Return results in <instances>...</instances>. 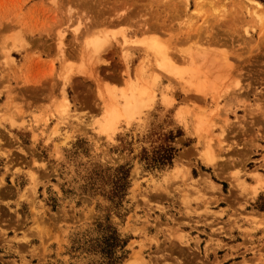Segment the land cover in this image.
Wrapping results in <instances>:
<instances>
[{
  "label": "rangeland",
  "instance_id": "rangeland-1",
  "mask_svg": "<svg viewBox=\"0 0 264 264\" xmlns=\"http://www.w3.org/2000/svg\"><path fill=\"white\" fill-rule=\"evenodd\" d=\"M0 264H264V0H0Z\"/></svg>",
  "mask_w": 264,
  "mask_h": 264
},
{
  "label": "bare ground",
  "instance_id": "bare-ground-1",
  "mask_svg": "<svg viewBox=\"0 0 264 264\" xmlns=\"http://www.w3.org/2000/svg\"><path fill=\"white\" fill-rule=\"evenodd\" d=\"M258 6H260V4L259 3H256ZM241 5H242V2H241ZM245 5V3L242 5V6H244ZM256 5V6H257ZM256 6H254V8L256 7ZM257 6V7H258ZM244 8H245V6H244ZM247 8V7H246ZM259 9V8H258ZM257 9V10H258ZM256 11V10H255ZM61 31V30H60ZM58 33V32H57ZM60 33V32H59ZM97 33V32H96ZM62 34V33H61ZM60 35V34H59ZM61 36V35H60ZM60 38V37H59ZM58 38V39H59ZM62 41V40H61ZM102 41H104V38L103 37H101V36H99V35H94V36H92V37H90V38H87L84 42H83V44H82V42H81V44L83 45V47H79L78 49L79 50H77L78 51V55L80 56V58H78L79 60L80 59H82V61L84 60V59H88L89 61L91 60V55H92V52H96L97 51V49H98V47H99V45H100V43L102 42ZM160 41H162V42H164V39L163 40H161L160 39ZM60 42V40L58 41V45L59 44H61V43H59ZM162 42H160L161 44H162ZM166 42V41H165ZM165 42H164V44H165ZM80 43V42H79ZM147 43V47L149 48V49H151V50H153L154 51V54H155V59H156V61H157V63L159 64V65H161L162 66V68L163 69H165V70H170L169 69V66H171V65H174V66H176V61H174L173 60V56H169V54L166 52V51H163L164 49L162 48V47H159L161 44H159L158 45V39H152L151 41H149V42H146ZM156 44V45H155ZM167 44V43H166ZM63 45V44H62ZM62 45H59V46H62ZM79 45V44H78ZM163 46V45H162ZM58 49H63V47L62 48H58ZM88 49H91V52L88 50ZM174 49V48H173ZM189 51H188V50ZM172 50V49H171ZM177 50V49H176ZM175 50V51H176ZM186 51H179L178 50V52H176L177 53V55H178V59H180V60H182V61H184L185 62V60H186V66L185 67H182L181 69H180V72H182L183 73V78H184V81H186V82H188L189 84H191V85H194L196 88H200V90H202V89H204V88H214V89H216V87L218 88V86H216V83H217V80H219V79H223L224 80V76L222 75V74H225L227 71L226 70H222V62H221V64H220V60L222 59L221 57H219V59H217V55H214V54H211V52H210V54L209 55H214L215 57H213V58H215V60L214 61H212L213 59L210 57V58H208L206 61L207 62H209L210 61V59H211V63L210 64H208L206 61H205V59H206V57H207V54L209 53L208 51V53H206V49H203V51H202V48L200 49V50H198L197 48L196 49H189V48H186L185 49ZM169 51V50H168ZM61 52V51H60ZM170 53V52H169ZM77 54V53H76ZM171 54V53H170ZM77 56V55H76ZM209 57V56H208ZM23 58V57H22ZM90 58V59H89ZM221 58V59H220ZM95 58H93L91 61H93ZM78 60V61H79ZM87 60V62H89ZM219 62V64L217 63V61ZM221 61H224L223 59L221 60ZM213 62V63H212ZM225 62V61H224ZM223 62V63H224ZM80 63H83V62H81V60H80ZM217 63V64H216ZM90 64V63H89ZM88 64V65H89ZM225 64H227L226 62H225ZM225 64H223L224 66H225ZM82 65V64H81ZM90 66V65H89ZM88 66V67H89ZM77 67H79V68H81L80 67V65L78 66H76L75 68L76 69H74V70H77ZM83 67H84V69H83ZM86 66H82V70H85L86 68H85ZM177 67V66H176ZM227 67V66H226ZM91 68V66L89 67V69ZM224 68V67H223ZM228 68V67H227ZM82 70H79V71H81V72H85V71H82ZM90 71H91V69H90ZM225 71V72H224ZM230 71V70H229ZM223 72V73H222ZM139 73V72H138ZM86 74H90L91 75V73H89V71H88V73H86ZM140 74V73H139ZM229 76V75H228ZM230 76H232L231 74H230ZM230 76L228 77V79H229V81L231 80L230 79ZM24 77V76H23ZM223 77V78H222ZM225 78H227V77H225ZM23 79V78H22ZM25 79V78H24ZM34 79V78H33ZM28 80V79H27ZM35 81V80H34ZM219 82V81H218ZM221 82V81H220ZM220 82L218 83V84H220ZM224 82V81H223ZM223 82H222V85H223ZM215 86V87H214ZM220 86V85H219ZM142 90H140V93H144V92H141ZM144 91V90H143ZM64 93V92H63ZM138 93V92H137ZM139 93V94H140ZM101 94V93H100ZM63 95V94H62ZM106 95H108L109 96V94H106ZM131 95H133V96H135V94L134 93H132ZM61 96V95H60ZM63 96H65V95H63ZM62 96V98H64ZM100 96V95H99ZM111 96V95H110ZM132 97V96H131ZM61 97H59L58 99H60ZM61 98V101H63L64 99L66 100V98H64V99H62ZM129 98V97H128ZM127 98V99H128ZM134 98V97H133ZM139 99H140V97H139ZM8 102V101H7ZM58 102V101H57ZM60 102V101H59ZM65 102H67V101H65ZM65 102H62V105H59V106H61V108H62V106H63V103H65ZM108 102V101H107ZM9 103V102H8ZM126 103V102H125ZM57 104V103H56ZM61 104V103H60ZM113 104V103H112ZM65 105V104H64ZM106 105V104H105ZM67 106V105H66ZM137 106V105H136ZM63 108H65V106L63 107ZM105 113H104V115H103V117H105L104 119H105V122H104V126H108L109 125V123L112 121V119L114 118V116H115V109L113 108V105H111V104H109L108 103V105L105 107ZM118 109V108H117ZM117 115V114H116ZM122 115V114H121ZM120 117V116H119ZM115 120H116V117H115ZM258 179H259V177H258ZM257 180V179H256ZM259 181V180H258Z\"/></svg>",
  "mask_w": 264,
  "mask_h": 264
}]
</instances>
